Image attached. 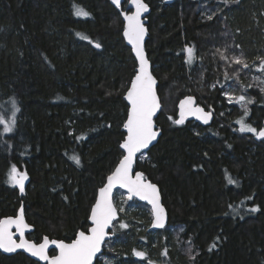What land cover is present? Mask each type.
<instances>
[{
	"label": "trees",
	"instance_id": "16d2710c",
	"mask_svg": "<svg viewBox=\"0 0 264 264\" xmlns=\"http://www.w3.org/2000/svg\"><path fill=\"white\" fill-rule=\"evenodd\" d=\"M213 1L201 12L190 0H144L151 7L146 53L158 80L162 135L138 156L136 169L158 185L168 211L167 226L154 231L169 242L166 255L158 243L157 264H264V140L236 123L243 118L262 129L264 92L251 91L247 117L235 107L229 118L213 116L208 127L174 123L185 96L208 111L219 102L227 106L218 85L210 91L211 65L206 71L196 67L200 54L188 63L186 48L213 56L218 66L216 53L229 43L221 33H232L241 52L253 43L254 51L264 53V0ZM109 2L0 0V115H11L13 102L19 108L12 132L3 133L0 125V218L23 207L34 228L28 238L35 242H70L86 232L97 191L123 156V94L136 63L121 33V16ZM77 8L89 15L77 16ZM201 71L206 98L195 89ZM186 85L192 92L185 93ZM12 166L26 174L22 194L9 182ZM123 219L119 211L103 255L114 256L113 264H145L131 251L143 237L148 241L149 229L136 233L128 220L119 230ZM116 241L122 245L115 249ZM0 264L39 263L18 253L0 254Z\"/></svg>",
	"mask_w": 264,
	"mask_h": 264
},
{
	"label": "snow or ice",
	"instance_id": "6c2138e0",
	"mask_svg": "<svg viewBox=\"0 0 264 264\" xmlns=\"http://www.w3.org/2000/svg\"><path fill=\"white\" fill-rule=\"evenodd\" d=\"M135 11L131 14L122 13L125 20L124 36L133 46L135 55L139 61V68L136 75L131 81V85L126 93V99L130 105L127 120L123 127L127 130V136L121 143V148L126 154L120 159L115 170L107 177V183L99 189V196L95 205L91 209L90 221L91 228L88 234L84 231L77 233L76 238L71 243L63 241H52V244L59 249V255L49 259L46 255V249L49 241L45 239L39 245L28 242L24 239V231L28 228L22 214L16 217L0 218V250L12 253L17 249H24L33 257L39 258L41 261H47L48 264H93L94 257L101 252V247L105 242L109 233L106 231L113 225V221L117 218V209L112 202L113 189L117 186L127 190L128 199L133 196L139 197L140 200L147 201L152 206L153 227L163 228L165 226V213L160 205L159 196L156 185L146 182L142 173L136 172L132 176L134 158L137 153H142V150L148 149L157 138V131L154 130L153 117L160 107L156 91L154 90L155 80L148 68V60L145 57L143 49V40L146 34V29L141 21L142 13L148 11V6L143 0H130ZM112 3L118 8L121 6V0H112ZM77 16H88L89 13L82 8H77ZM97 48L99 44L95 45ZM187 62L191 63L193 59V49L186 48ZM234 63L243 64L245 68L248 65L239 57L234 58ZM259 70H264V60L261 61ZM264 91V89H262ZM229 102L233 99L244 109V116L247 117L249 112L247 105L253 103L251 99H246L244 95L233 98L231 94L225 93ZM180 118L174 121L180 125L185 121L186 116L195 115L197 119H201L205 124L210 119V113H205L203 109L194 105L193 98L187 97L182 100L179 105ZM19 108L13 102L11 115H0V125L3 126V133L13 131L16 124V113ZM236 123L240 125L241 132L253 133L258 139L264 138V129L257 131L254 127L246 124L242 119ZM77 165L80 164L78 157H73ZM25 173L18 172L15 166H12L9 174V182L12 186L18 187L20 192H24ZM229 183H234L231 179ZM257 208H252L251 211H257ZM123 211V209H120ZM119 227L125 229L128 227L125 223H120ZM15 228L19 234V242L14 239L12 229ZM166 254V252H165ZM137 257L143 258L144 252H135Z\"/></svg>",
	"mask_w": 264,
	"mask_h": 264
},
{
	"label": "rangeland",
	"instance_id": "374dc122",
	"mask_svg": "<svg viewBox=\"0 0 264 264\" xmlns=\"http://www.w3.org/2000/svg\"><path fill=\"white\" fill-rule=\"evenodd\" d=\"M190 1H194V3L198 2L202 9L201 12H205L204 5H207V4L216 5L213 0H190ZM226 2H228V0H225L224 3ZM221 36L224 42H226L225 40H228L229 43L226 42L228 45H225L223 47L224 50L223 49L219 50V52L216 53L217 55L219 53L221 54V58L219 59L218 66L213 63L214 62L213 56L209 58L205 57V55H203L200 51L196 52L194 49H193V59H192V62H193L194 57L200 54L198 55L197 60H196V67L201 68L204 71H206L207 70L206 65H209V66L211 65L213 69L212 71H208V73L210 74L209 78L213 79L212 81L214 83V84L211 83L210 91L214 88L215 85H218L219 90L221 92L220 95L225 101L224 104L227 105V106H222L221 102H219L217 103L216 109H213L212 107L209 108L211 113L214 114V117L218 118L219 120H222L224 117L229 118L228 113H231L233 111V108L235 107H236V110L238 111L244 110L240 106V104L235 101V99H233L232 102H229V100L225 96V93L231 94L233 98L238 97L240 95H244L246 99H251L253 101L254 96L251 93V91L253 90L262 91V89H264V70H259L261 66V61L264 60V53L262 54L259 51L258 53L254 51L255 46L253 43H251L252 46H249L248 48L249 52L243 53L235 45L234 37L232 33L229 36L227 34H224L223 36V34L221 33ZM185 55L187 56V53ZM214 56L217 57L215 54ZM236 57L241 58L248 65V67L245 68L243 64L238 65L234 63V58ZM202 74L203 73L201 71L200 72L201 78H203ZM204 79L206 78L200 79L199 81L197 80L196 82H199V86L197 87L196 85L195 87V89L199 90L198 94L202 96V98H206V97H203L206 95V92L204 91L207 88L203 86V84L206 83ZM187 92H192L191 87L188 86L185 88V93ZM25 182H26V179L24 181V185H25ZM114 196H116V199H115V203L117 206L116 208H118L119 211L120 209H123V211H120V213L125 218L121 220L120 223H126L125 221L129 220L130 222L129 225L135 229L136 233H140L146 229H149L151 225L150 224L151 218H149L150 210L148 208L147 210L145 207H139L136 204H132V202H129L128 200V195L122 191H118V193ZM120 223L118 224L119 230L121 229L119 227ZM112 233H113V230H112ZM148 234H149V236H147L148 241L146 240L145 237H143L142 239H145V240H141L140 243L139 242L136 243L135 244L136 246L131 251V256L138 258L139 261H145V264L146 263L157 264L160 261V258L157 255L158 254V251H157L158 243L160 242V244L164 247V251H162V253L166 255L165 252L169 249V244H168L169 242L167 241V238H166L167 236L163 234H156L152 231H149ZM174 234L177 237V233H173V234L171 233L170 235L175 237ZM118 241H116L113 244L114 248L117 246V243L119 244L118 246L122 245ZM147 242L150 244L149 246L145 245L147 244ZM119 249L121 250V248ZM186 249L188 248L186 247ZM137 251L144 252L145 256L143 258L137 257L135 255V252ZM98 259L101 260L100 264H113L116 261V258H114V256L111 257L108 254L106 255L102 254Z\"/></svg>",
	"mask_w": 264,
	"mask_h": 264
},
{
	"label": "water",
	"instance_id": "95a60500",
	"mask_svg": "<svg viewBox=\"0 0 264 264\" xmlns=\"http://www.w3.org/2000/svg\"><path fill=\"white\" fill-rule=\"evenodd\" d=\"M109 1H110V4H111L115 9L118 10V12H119V14H120V16H121V19H122V22H123V32H121V33H122V36H123V39H124L125 45L131 50L132 57H133L134 60H135V63H136L135 75H136V72H137V70H138V68H139V61H138V59H137V57H136V55H135V51H134V49H133V46L128 42L127 38H126V37L124 36V34H123V33H124L125 23H126V22H125V20H124V16H123V14H122V13H125V12H127L128 14H131L132 11H135V8H134V6L131 4L130 0H121V6H120L119 8H118L116 5H114V4L112 3V0H109ZM172 1H173V0H165V3L170 5V3H171ZM143 2H144V0H143ZM145 4L148 6V11L145 12V13H142V15H141V21H142V23H143V25H144V27H145V29H146V34H145V36H144V40H143V44H142V46H143V49H144L145 57H146V59L148 60V68H149V71H150V73L152 74V76H153V78H154V80H155L154 90L156 91V94H157V98H158V102H159V104H160V107H159V109L157 110V113H156V114L154 115V117H153L154 130H156L157 133H158L157 138H156V140H154V141L152 142V144L149 145V148H148V149H144V150H142V153H137V154H136V157L134 158V163H133V171H132V173H131L133 177L135 176V173H136V172H140V173L143 174V172H141V171H139V170L136 169V163H137V160H138V156H141V155L146 154L147 152H149V150L157 144V142L159 141V139H160V137H161V135H162V131L158 128V125H157V123H156V120H157V118H158V116H159V114H160V112H161V107H162V106H161V101H160V98H159V95H158V91H157V88H158V80H157L156 77L153 75V71H152L153 66H152V63H151L150 59L147 57L148 54L146 53V42H147L148 35H149V32H148V23H149V20H148V19H149V15L151 14V7H149V5H148L147 3H145ZM95 45H96V44H94V47L97 48ZM97 49H99V48H97ZM135 75H134V76H135ZM134 76L132 77V79L134 78ZM132 79H131V81H132ZM131 81L129 82L128 89H129V87H130V85H131ZM128 89L126 90L125 94H123V98H124V101L126 102V104L128 105L127 108H128V111H129L130 105H129L127 99H126V93H127ZM187 97H192L195 106H197V107L203 109V111H204L205 113H210V119H209L208 123L205 124L201 119H197V117H196L195 115H188V116H186L185 121H184L183 124H185L186 122H194V123H198L199 125H202V126H207V127H208V126H211L212 123H213V121H214V117H213L214 114L211 113V111L206 110V109H205L204 107H202L201 105H198L197 102H196V99H195L193 96H185V97H183L182 99H180V100L178 101V103H177V105H176V106H177V117H176V118H177V119L180 118V115H179V113H180V108H179L180 102H181L182 100L186 99ZM127 116H128V113H127ZM125 120H127V118H126ZM125 122H126V121H125ZM125 122H124V123H125ZM183 124H180V125H183ZM262 129H264V126H262ZM123 131H124V133H125V138H126V136H127V130H126L124 127H123ZM125 138H124V139H125ZM259 139H260V140H264V138H259ZM123 141H124V140H123ZM122 143H123V142H122ZM119 146H120V145H119ZM120 150H121V152H122L123 155L126 154L125 150L122 149L121 146H120ZM122 157H123V156H122ZM121 159H122V158H121ZM118 163H119V162H118ZM117 165H118V164H117ZM117 165H116V167H117ZM116 167H115V168H116ZM115 168H114V170H115ZM114 170H113V171H114ZM113 171H112V172H113ZM112 172H111V173H112ZM111 173H110V174H111ZM110 174H109V175H110ZM109 175H108V176H109ZM108 176H107V177H108ZM143 176H144V174H143ZM144 178H145V176H144ZM145 181H146V182H149V183H152V184L156 185V187H157V192H158V196H159V202H160V205L163 207V209H164V213H165V226H164L163 228L153 227V219H154V218H153V215H152V206H151L147 201L140 200L139 197H136V196H133L131 200H129V199H128V200H129V202L136 201V202H138V203H140V204L146 205V206L150 209V213H151V216H152V220H151V225H150V227H149V231H152V232H154V231H161V230H163V229L167 226V224H168V220H169V219H168V218H169V216H168V211H167L166 207L163 205L162 195H161L160 188L158 187V185L155 184V183H153V182H151L150 180H148V179H146V178H145ZM106 183H107V178H106V180H105V183H103L102 187H104V186L106 185ZM102 187H101V188H102ZM99 189H100V188H99ZM99 189H98L97 194H96V196H95L96 199H95V202H94L93 206L95 205L96 200H97V198H98V196H99ZM117 191H122V192H124V193H126V194L128 195L126 189L119 188L118 186H117L116 188H114V189H113V193H112V202H113V205H114L115 208H116V205L114 204V195H115V192H117ZM21 194H22V193H21ZM93 206H92V207H93ZM90 209H92V208H90ZM116 209H117V208H116ZM17 212H18V213L16 214V216L22 214L23 217H24L25 223L28 225V228L25 229V231H24V239L27 240L28 242L35 243V244H37V245H39L40 243H43V241H44L45 239H47V240L49 241V244H48V247H47V249H46V255L49 257V259H51V258H53V257H55V256H57V255H59V249L56 248V246H55L54 244H52V241H59V240L50 239V238H48V237H43L42 240H41L40 242H35V241H33V240H29V239H28L29 235L33 233L34 228H33V226H31L30 224H28V222H27V220H26V217H25V213H24V209H23V207H21V208L19 209V211H17ZM90 214H91V211H90ZM90 214H89V217H90ZM16 216H12V218H14V217H16ZM6 218H7V217H6ZM118 218H119V212H118V209H117V218H116V220H118ZM116 220L113 221V225H114V223L116 222ZM88 223H89V228L87 229V231L85 232V234H88V233H89V230H90V228H91V226H92V225H91V221H90L89 218H88ZM113 225H112L109 229L106 230V231H108L109 235H108V237H106L105 242H104V244H103L102 247H101V252L98 253L96 257H94V259H93V264H95L96 261H97V258H99V257L103 254V252H104V245H105L109 240L113 239V237H114V234L112 233ZM12 231H13V233H14V239H16L17 242H19V234L16 232L15 228H13ZM79 232H80V231H79ZM76 235H77V234H76ZM75 238H76V236H75ZM75 238H74V239H75ZM74 239H73V240H74ZM73 240H72V241H73ZM72 241H70V242H65V241H63V242H64V243H71ZM52 251H55V254L52 255V254H51ZM18 253L24 254L25 256H27L28 258H30L31 260H33L34 262H37V263H39V264H48L47 261H41V260H39V258H37V257H33L29 252L25 251L24 249H17L15 252H12V253H8V252H4L3 250H0V254H2V255H4V256H13V255L18 254Z\"/></svg>",
	"mask_w": 264,
	"mask_h": 264
},
{
	"label": "bare ground",
	"instance_id": "6f19581e",
	"mask_svg": "<svg viewBox=\"0 0 264 264\" xmlns=\"http://www.w3.org/2000/svg\"><path fill=\"white\" fill-rule=\"evenodd\" d=\"M110 3V2H109ZM123 25V24H122ZM134 59V58H133ZM135 75V74H134ZM128 110V109H127ZM125 120V119H124ZM126 121V120H125ZM177 125V124H176ZM150 210V209H149ZM90 213V212H89ZM151 220H152V216H151ZM29 239V238H28ZM30 240V239H29ZM40 242V241H39Z\"/></svg>",
	"mask_w": 264,
	"mask_h": 264
}]
</instances>
